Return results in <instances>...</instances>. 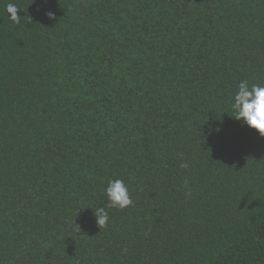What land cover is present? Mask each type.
<instances>
[{
  "label": "trees",
  "instance_id": "trees-1",
  "mask_svg": "<svg viewBox=\"0 0 264 264\" xmlns=\"http://www.w3.org/2000/svg\"><path fill=\"white\" fill-rule=\"evenodd\" d=\"M242 80L264 0H0V264H264ZM109 179L133 203L99 229Z\"/></svg>",
  "mask_w": 264,
  "mask_h": 264
},
{
  "label": "clouds",
  "instance_id": "clouds-1",
  "mask_svg": "<svg viewBox=\"0 0 264 264\" xmlns=\"http://www.w3.org/2000/svg\"><path fill=\"white\" fill-rule=\"evenodd\" d=\"M7 11L11 14V19L19 23L18 8L14 4H9ZM47 15L52 17L54 14L48 12ZM233 117L246 124L250 128L264 136V85L253 84L249 85L247 80L239 82L237 91L234 93L231 103ZM182 155V154H181ZM180 167L187 169L188 161H183ZM187 188V182L185 181ZM104 194L107 198L106 207H98L94 211V216L99 229L106 227L109 222V213L107 208L124 209L131 206L132 199L129 194L128 186L122 179H109L107 186L104 189ZM192 190L187 188L185 192L186 199L191 198Z\"/></svg>",
  "mask_w": 264,
  "mask_h": 264
}]
</instances>
